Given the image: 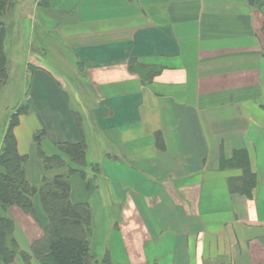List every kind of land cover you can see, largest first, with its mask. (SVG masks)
I'll return each mask as SVG.
<instances>
[{
  "label": "crops",
  "instance_id": "crops-1",
  "mask_svg": "<svg viewBox=\"0 0 264 264\" xmlns=\"http://www.w3.org/2000/svg\"><path fill=\"white\" fill-rule=\"evenodd\" d=\"M35 10L39 58L48 51L49 65L83 78L84 105L48 65L29 64V111L15 127L29 182L63 171H45L37 131L48 153L85 139L106 188L75 174L72 198L91 204L100 258L264 264V0H36ZM132 59L161 72L144 84ZM238 150L257 179L251 197L230 191L241 168L222 166ZM16 220L30 250L40 229Z\"/></svg>",
  "mask_w": 264,
  "mask_h": 264
},
{
  "label": "trees",
  "instance_id": "trees-1",
  "mask_svg": "<svg viewBox=\"0 0 264 264\" xmlns=\"http://www.w3.org/2000/svg\"><path fill=\"white\" fill-rule=\"evenodd\" d=\"M258 5L261 0H249ZM16 0H0V95L6 88L9 56L6 50L8 22L6 18L13 12ZM264 30V24H263ZM129 69L138 73L144 84L151 83L160 69L140 64L136 59L129 61ZM20 107V112L13 114L9 123L2 129L0 141V264H12L20 256L25 264H32L35 258L39 264H109V255L102 259L93 249L94 218L91 204L75 201L72 198L71 177L80 174L90 185L91 178L102 174L98 162H89L88 143L56 142L55 151L48 153L42 142L46 133L39 130L34 139L38 153L46 172L63 170L53 176L44 175L40 184H32L26 175L28 155L21 154L15 134L19 116L29 111V105ZM76 116L81 125L78 112ZM222 166L241 168L242 175L229 178L232 193L253 195L256 176L250 169L246 151L238 150L230 159H222ZM95 170V177L88 176L87 168ZM98 180V178H96ZM40 199L42 210L47 219L42 223L37 214L34 198ZM18 216L34 219L41 234L31 244L30 252L22 250L16 239L15 221L10 211ZM217 264H231L220 262Z\"/></svg>",
  "mask_w": 264,
  "mask_h": 264
},
{
  "label": "rangeland",
  "instance_id": "rangeland-1",
  "mask_svg": "<svg viewBox=\"0 0 264 264\" xmlns=\"http://www.w3.org/2000/svg\"><path fill=\"white\" fill-rule=\"evenodd\" d=\"M35 5H36V0H16V5L13 9V12L9 14V16L6 18V21L8 22L6 50L9 56V62H8L9 81L6 88L3 89V91H1V95H0V141L3 135L1 132L5 124L9 123L13 114L20 112L19 106L23 107L25 105L23 101L22 102L20 101L21 100L20 96L22 97L23 92L26 91V89L30 85V77L28 71L29 64H35L40 62L43 63L44 65H48V67L53 71V73L56 74L57 77L61 76L60 80L64 88H66V90L68 91L70 90V92L68 93L70 94L74 108L78 110L79 109L78 107L84 105V103H81L82 100L84 99L83 90H81V87L79 86L77 87L75 83L76 81H78V83H80V85L83 86L84 85L83 84L84 81L82 80L83 78L80 75L76 77V80L70 79L69 77L67 78L64 74H61L54 65L53 67L52 65H49L51 63L49 59H46L47 55L49 54L48 51H46V53L45 51L41 53L44 55L43 58H39V54H37L36 51L37 48L35 43L37 41L36 22H38V20H37V11L35 10ZM41 50H44V48H41ZM155 68L160 69L159 67H155ZM160 72L161 69L155 77H157L160 74ZM74 84L77 87V89L75 88ZM80 118H81V123L83 125L84 120L81 115ZM87 170H88V176L95 177L96 173L92 167L87 168ZM53 175L48 174L47 176H53ZM101 177L102 174L96 177L98 178V180L96 178L95 179L91 178V180L94 182L96 180L97 182L99 181V184H102L106 188V181L101 180L103 178ZM41 181L42 179L38 184H40ZM103 192H106V189ZM39 214H41L40 217L41 222L46 223L47 219L45 217L44 212L39 211ZM10 215L14 218V221L16 223L17 221L16 219H18L19 213L16 214V212L15 211L13 212L12 210L10 211ZM40 234L41 232L39 231L38 236ZM35 236H37V234H35ZM26 248L27 249L25 250H27V252H30V250H28L29 247ZM12 264H25V263L20 256H17ZM32 264H39V263L35 258H33Z\"/></svg>",
  "mask_w": 264,
  "mask_h": 264
}]
</instances>
